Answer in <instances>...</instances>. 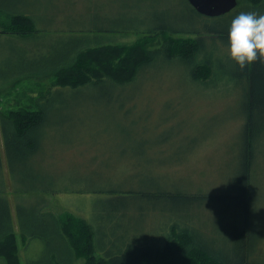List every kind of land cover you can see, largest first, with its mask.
Masks as SVG:
<instances>
[{
	"label": "rangeland",
	"instance_id": "obj_1",
	"mask_svg": "<svg viewBox=\"0 0 264 264\" xmlns=\"http://www.w3.org/2000/svg\"><path fill=\"white\" fill-rule=\"evenodd\" d=\"M24 1L15 0L13 8L35 5L34 0ZM239 1L232 12L203 21L229 33L231 20L240 12H250V5ZM81 5V16L72 18L66 10L60 12L62 33L57 32L60 25L56 24L37 34L40 41L33 47L34 54L47 56L37 73L0 81V118L17 111L32 114L48 109L41 131L43 143L28 162L39 182L27 183L14 172L12 176L14 181L35 190L43 186L44 190L33 191L23 184L25 191L5 189L4 179L7 182L9 174L6 159L0 160V203L8 197L20 201L11 213L17 234V264H27V257L28 262L39 261L53 251L64 255L59 238L48 230L49 243L42 239L24 243L17 225L26 214L37 218L43 214L40 217L44 219L53 215L76 234L78 242L85 236L86 223H95L118 237L110 242V248L123 253L128 248L133 252L141 244L166 243L172 235V222L179 225V231L189 229L206 248L219 252H233L230 232L243 233L244 229L247 238L257 237L247 250L250 262L264 264V140L255 141L250 156L244 130L247 77L216 54L229 51L228 35L222 42L213 38L206 41L213 65L221 64L212 69L218 78L213 82H196L184 62L161 59L145 72L142 87L141 81L127 89L105 82L92 88L68 89L55 98L53 93L50 100L51 88L63 81L59 74L71 65L70 61L59 64L60 51L54 50L71 42V34L75 40L104 43L95 48L105 50L102 63L92 65L100 75L108 74V68L123 69L127 60L148 48L170 40L182 41L184 46L196 39L191 34L149 36L105 31L139 28L147 14L163 9L148 0H83ZM7 12V8H0V34L11 24ZM51 21L44 25L52 26ZM7 39L0 35V61L8 56L9 45L13 47ZM32 45L33 41L27 40L20 49L27 47L29 53ZM59 67L64 68L55 71ZM250 159L246 174L244 162ZM244 179L247 189L252 190L251 197L242 201ZM232 197L236 199L230 200ZM244 214L250 217L249 225L243 224ZM0 264L7 262L0 257ZM74 264H85V259ZM194 264L205 263L198 258Z\"/></svg>",
	"mask_w": 264,
	"mask_h": 264
},
{
	"label": "trees",
	"instance_id": "obj_2",
	"mask_svg": "<svg viewBox=\"0 0 264 264\" xmlns=\"http://www.w3.org/2000/svg\"><path fill=\"white\" fill-rule=\"evenodd\" d=\"M20 1L21 3L25 2L24 0ZM34 1V6L29 5L21 10L13 8L15 0H0V8H7L9 12L6 14L11 18L10 26L5 28L0 35L9 37L7 40L11 41L13 45V47L9 45L8 56L0 61V81L2 82L19 77L21 74L37 73V67L43 66L47 56L41 55V58L37 57L34 54L36 50L33 49L37 45L38 40L40 41L37 34L40 31L55 27L56 24L60 25V27H57L59 29L57 32L62 33V19L59 16L61 11L66 10L68 13L66 14L70 17L72 15H82L80 10L83 0ZM148 1L154 7L159 6L163 9L160 12L147 14L144 20L139 23L141 25L139 28L107 29L105 31L140 33L149 36H155L160 33L172 35L191 34L196 36L195 41L192 44L185 43L182 46L180 44L182 41L170 40L160 46L146 49L144 53L137 55L134 59L127 60L123 69L112 70L108 68V74L100 75L98 70L92 65L95 62V66L102 63L101 56L105 50L96 51L95 48L104 43H97L98 40L84 38L75 40L74 35L71 34L70 36L73 38L71 42H66L65 46L54 50V52L60 51L59 64L70 61L71 65L68 70L59 74L60 77L62 76L63 81L56 82L55 86L51 88L53 91L50 100H52L54 94L55 98L59 94L66 93L68 89L92 88V86L105 82H110L121 89H127L130 85L137 84L139 81L142 83L145 72L148 71L153 63L161 59L163 62L177 60L184 62L189 67L190 74L196 82L207 83L218 79L212 69L216 65L221 67V64L218 62L215 66L213 65V60L206 50V41L207 38H213L214 41H217V39L224 41L228 32L205 24L207 22L203 20L206 17L196 12L188 0ZM242 1H244V4L246 2L250 5L248 11L264 14V1H259L258 3H252L249 0ZM238 4H240L239 0ZM87 8L88 6L84 9L87 10ZM189 19H192V21L190 22ZM51 20H53L52 26L44 25V22L52 24ZM72 31H75L74 27ZM27 40H32L34 44L29 53L26 52L28 51L27 47L20 49L21 44ZM216 54L227 58L232 65H235L234 68L239 70L241 76L247 77L248 88L245 92L247 114L244 130L246 128L245 141L249 148L248 154L251 156L255 141L264 140V59L257 60L241 69L234 60L230 59L228 52L223 55L217 51ZM62 68L64 67H59L55 71ZM55 104L49 103L48 106ZM47 111V107L32 114H21L17 111L0 118V126H3V130H0V160L1 158L6 159V170L9 174V177H6L8 181L5 182L4 179L5 189H10L11 191H25L27 190L25 188H32L33 191L44 190L43 186L35 190L34 187L14 181L12 176L14 172L17 179L33 184L39 182L36 181L39 177L29 167L28 162L34 156L33 154L37 152L40 143H43L41 131L45 121L48 119ZM248 163L249 166L252 164L251 159L244 162V173L246 174L247 170L250 169ZM246 176L243 178H246ZM20 184H23L25 188ZM245 187L246 189L243 190L241 195L242 201L251 197L252 190L251 187L247 189L244 179L243 188ZM29 198H32V196ZM235 199V197L230 198L233 201ZM14 200L8 197L5 203H0V257L4 258L7 264H17L19 262L17 234L13 231L11 213L14 205L19 207L20 201L16 197H14ZM34 200L32 199L31 201ZM36 201L41 200L37 199ZM42 215L40 214V216ZM40 216L37 218L33 214H26L23 222L21 224L18 223L17 230L24 243L26 244L33 239H42L49 243L51 238H49L50 234L48 231H50L53 237L59 238L60 247L64 255H58L57 251H53L46 258L29 262L27 257V264H46L49 262L54 264H74L75 260H80L81 258L85 259V264H194V261L198 258L205 264H256L253 261L250 262L251 255L247 250L252 246L253 242L256 243L257 237L253 239L247 238L244 229L243 233L242 230L237 231L235 229L230 232L233 235V243L232 241L231 243L235 245L234 251H231L233 254L230 251L223 250L224 252H219L206 248L204 244L197 240L194 232L187 228L184 231H179V225L174 222H172L171 227L172 235L167 238L166 243L164 241L160 243V241L158 243L159 247L155 243L153 245L141 244L139 249H133V252H130L128 248L123 253L121 249L115 252L114 248H110V242L112 243V240L118 241V237L115 234L112 235L111 233L110 235L109 232L101 230L95 223L93 224L94 226L86 223L85 236L83 240L78 242L76 241V234L69 229H65L67 226L61 225L53 215H48V218L45 219ZM111 217L114 219L115 215ZM247 219H250V217L244 214V226L249 225ZM174 233L175 236L173 235ZM177 236H180V238L178 239Z\"/></svg>",
	"mask_w": 264,
	"mask_h": 264
},
{
	"label": "clouds",
	"instance_id": "obj_3",
	"mask_svg": "<svg viewBox=\"0 0 264 264\" xmlns=\"http://www.w3.org/2000/svg\"><path fill=\"white\" fill-rule=\"evenodd\" d=\"M228 55L241 69L264 59V14L240 12L228 33Z\"/></svg>",
	"mask_w": 264,
	"mask_h": 264
},
{
	"label": "water",
	"instance_id": "obj_4",
	"mask_svg": "<svg viewBox=\"0 0 264 264\" xmlns=\"http://www.w3.org/2000/svg\"><path fill=\"white\" fill-rule=\"evenodd\" d=\"M200 15L208 18L224 16L238 6V0H188Z\"/></svg>",
	"mask_w": 264,
	"mask_h": 264
}]
</instances>
